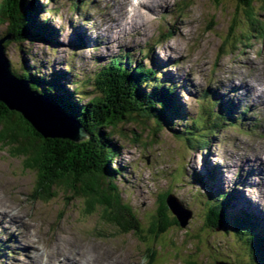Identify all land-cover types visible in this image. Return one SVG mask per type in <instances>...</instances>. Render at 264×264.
I'll return each mask as SVG.
<instances>
[{"label": "rangeland", "instance_id": "obj_1", "mask_svg": "<svg viewBox=\"0 0 264 264\" xmlns=\"http://www.w3.org/2000/svg\"><path fill=\"white\" fill-rule=\"evenodd\" d=\"M152 1L165 7L149 18L146 25L148 30L141 36L138 35L144 27H134L133 17L126 18L125 12L118 14L116 18L120 23H127H121L122 26H127V35L120 37V33L114 34L115 43L112 54L109 55L97 47L96 39H90L87 35L93 36L103 26H108L109 29L114 27L117 31L118 21L116 25L110 22L111 13L122 8L120 4L127 3V0H41L43 9L39 13V20L47 21L55 33L56 42L46 46L36 41L29 55L34 57V61L44 59L46 63L49 62L54 71H68V65L72 68L68 75L69 81L75 80L78 86H82L87 80L91 81V77L101 66L126 51L133 62L146 67L154 66L157 71L162 70L161 80L168 78L178 88L174 94L179 95L180 102L183 100L182 109L186 118L184 121H176L175 129L178 131L179 128L187 130L190 124L187 118L195 117L202 104L205 106L200 89H210L211 97L216 100L217 91L225 93L215 89L219 84L216 80L217 73L225 74L219 79L223 82L233 72L228 73L229 70L241 71L239 67L250 75L253 70L249 69V62L255 65L253 68L256 72H264V3L261 1L255 0L257 4L250 10L239 7L237 0H218L219 6L213 0ZM135 2L137 1L130 0L128 3L137 6L138 3ZM20 3L22 4L21 0ZM75 7L77 10H74ZM150 32L153 34H149ZM167 33L171 34L166 35ZM78 34L86 40L87 45L75 47L73 39ZM129 36L131 38H127ZM121 39V43L130 40L125 43L130 49L120 48L117 51L116 41ZM7 43L5 55L8 61L11 65L21 62L24 48L20 50L14 43ZM43 72L52 71L47 68ZM86 86L90 92V100L95 95L92 81ZM179 89L182 90L181 93ZM85 94L87 95L86 92ZM192 95H196L194 99ZM87 100L85 98L84 102ZM244 102L239 106L235 105L233 115L240 116L243 107L247 105L251 106L250 111L244 117H239L240 120L234 126L223 127L217 133V130L214 131V135L209 137V144L203 149L187 147L185 138L174 137V132L170 130L154 133L152 123L144 125V128L135 123L136 125L127 127L129 131L122 129L121 132L124 131L127 135L116 130L124 145L118 162L113 163L116 167L125 168L124 177L119 180L118 185L126 204L122 214L124 229L107 221L105 213L96 204L88 208L86 200L76 194L79 186L74 189L61 186L50 193H40L42 184L38 174L25 169L23 160L12 156L9 153L10 147L0 144V208L8 210L0 214V243L8 246L4 252H0V264H37L44 261L39 251L51 250L53 241H59L64 250L72 251L73 258L87 253L88 247L91 259H98L97 264H105L106 257L116 258L113 254L121 256L125 264H185L184 258L189 251L194 252L197 242L184 244L183 234L187 233L192 238L191 231L194 227L201 230L203 221L192 218L182 234L169 229L159 236L154 235L156 238L150 236L148 231L151 224L155 229L161 227L159 197L165 193H174L183 207L188 202L192 203L190 206L196 210L192 211L193 216L200 218V205L196 201L191 202L192 196L199 194L200 204H203L207 195L214 199L217 191H227V188H223L229 186L225 181L220 183L223 186L217 184L220 170L226 181L235 186L236 199L231 204L237 209L245 210L240 196L246 199L258 222L264 225V180L255 176V171L251 169L247 171L251 170L254 175L252 184L239 189L236 179L239 168L246 165L242 162L245 161L250 143L257 144L258 147L264 145V102ZM253 121L260 125V129L245 130L252 127ZM239 161L242 162L238 163ZM227 164H230L229 168L232 170L230 174ZM211 170L213 181L208 184L209 187L195 181L193 174L205 178V174ZM184 171L186 180L183 179ZM184 181L188 186L182 187ZM258 211L260 212L256 213ZM169 215L172 216L170 213ZM187 236L185 239H189ZM56 238L58 240H54ZM210 239L215 241L214 246L222 253L228 251L226 255L230 256V262L235 257H246L243 247H235L223 235H211ZM231 245L238 256L229 250ZM200 249L204 254L202 258L197 255V264H205L203 257L210 259L211 252H205L203 245ZM70 261L71 259L64 260L62 257L58 259L60 264H68Z\"/></svg>", "mask_w": 264, "mask_h": 264}, {"label": "trees", "instance_id": "obj_2", "mask_svg": "<svg viewBox=\"0 0 264 264\" xmlns=\"http://www.w3.org/2000/svg\"><path fill=\"white\" fill-rule=\"evenodd\" d=\"M25 1L27 7L22 12L19 0H0V41L10 36L14 44L21 45L24 42L28 44L24 46V57L20 59L21 68L17 71L12 68L14 70L12 73L30 82L33 90L46 96L51 104L77 122L84 129L86 139L78 143L58 142L45 147L27 141L25 136L24 139L20 136L22 134L18 133L10 115L0 104V144L8 148L12 146L14 151L10 149L9 153L13 156L25 158L28 155L32 156L30 159L32 164L28 168L39 176L42 184L40 193H50L54 188L61 186L70 189L79 186L76 194L86 200L88 208L96 204L105 213L107 221L124 229L122 214L126 204L118 185L119 180L124 177L125 168L113 164L119 158L124 145L120 142L122 139L116 130L127 135L128 133L121 130L129 131L127 127L135 123L143 128L144 125L152 123L154 133L170 130L174 132V137H184L187 147L203 149L209 144L207 139L214 135V131H218L220 124L232 120L224 109L214 110L215 105H210L206 109L202 104L199 113L189 118L191 121L188 129L185 132L176 130V121L182 120L185 115L183 107L177 103L173 94L174 87L169 81H162L161 77L159 78L162 73L153 68L154 66L146 67L127 57L112 59L91 77L95 95L89 100L90 92L86 85L90 84V80H87L85 85L78 86L75 80L68 79L72 69L68 65V71H54L49 62L32 60L29 54L36 41L51 46L55 44L56 38L53 29L39 20V13L43 9L41 0ZM213 1L220 5L218 0ZM259 1L264 3V0ZM255 4H257L255 0H237V5L244 10H250ZM2 47L5 52L8 43L5 42ZM47 68L52 72H43ZM72 85L74 88H71ZM205 95L208 96L207 93ZM85 98L88 99L86 102ZM187 131L190 133H186ZM134 132L137 131L134 129ZM6 139H9V142ZM184 175L183 179L186 180L185 171ZM193 176L198 183L207 185V181L197 174ZM184 183L188 186L185 181ZM167 194L159 197L158 213L161 217L159 219L161 227L155 229L151 224L148 231L150 236L166 233L176 224L164 202ZM234 195L235 191L229 193L219 191L215 193L214 199L207 195L203 204H200L199 194L193 195L191 202L196 201L202 207L200 210L203 217L200 220L203 221L204 227L202 226L201 230L194 227L190 239L196 241L199 248L203 245L205 252L210 250L213 262L227 261L230 257L226 255L228 251L222 253L214 246L215 241L210 239L211 235L221 232V235L230 239L235 247L239 245V248L245 249L246 257L233 258L236 262L264 264V229L244 211L233 212L230 202L235 199ZM190 205L192 203L188 202L184 207L190 209ZM228 248L233 255L236 254L237 251L232 245Z\"/></svg>", "mask_w": 264, "mask_h": 264}, {"label": "water", "instance_id": "obj_3", "mask_svg": "<svg viewBox=\"0 0 264 264\" xmlns=\"http://www.w3.org/2000/svg\"><path fill=\"white\" fill-rule=\"evenodd\" d=\"M21 2L20 9L24 11L27 3L25 0H21ZM12 40L13 38L8 37L0 41V104L10 115V119L14 126L17 127L18 133L23 135L20 136L22 138L25 136L28 139L27 141L34 142L42 147L47 145L53 146L58 142L68 141L78 143L84 141L86 139V133L77 122L71 117H68L55 105L51 104L46 96L33 90L30 82L26 80L23 82L14 72L12 73V71L16 70V67L11 65V62L8 61L3 53L2 47L3 43ZM6 141L9 142V139H6ZM9 147L13 152L12 146ZM14 157L21 158L24 168L30 169L28 166L32 164L30 162L32 156L30 157L28 155L27 158H25L15 155ZM165 205L169 213L175 219L176 224L171 226V229L175 232L179 231V233L182 234V232H185V228L191 220V212L185 210L181 202L172 194L166 197ZM186 236L187 233H184L182 238L183 242H185L184 244L193 242V239H190L188 236L189 239H185ZM196 246L194 245V252L193 250L189 251V254L184 258L185 264H197V255H200L202 258L204 253ZM203 259L205 264L206 262L210 264L209 261L213 262L211 258L207 259V257H203ZM213 263L236 264L222 261Z\"/></svg>", "mask_w": 264, "mask_h": 264}, {"label": "bare ground", "instance_id": "obj_4", "mask_svg": "<svg viewBox=\"0 0 264 264\" xmlns=\"http://www.w3.org/2000/svg\"><path fill=\"white\" fill-rule=\"evenodd\" d=\"M136 1L138 3L137 6L130 5L128 3V2H130V0H127V3L125 2L124 4H120V6L122 8H119L118 10H116L115 13H111L110 22L112 21V24L116 25V23L118 21L117 31L115 30L114 27L112 29H109L108 26H107V28L105 26H103V29H101V31H95L93 36L91 34L87 35L88 38H90V39H96L97 43L100 45L99 48L102 49L105 54H109V55L112 54L111 50H112L114 43H115L113 38H116L114 36V34H116L118 32V33H120V37H125L127 35V33H126L127 32L126 31L127 26H122V25H126L127 23L121 22L122 23V25H121L120 20H118V18H116L120 12H125V17L128 19L133 17L132 25L134 27H144V29L142 28L141 33L138 35V36H141L144 32H146L148 30L146 25L149 22V18H151L159 9L165 7L164 5L158 4L157 1H152V0H136ZM160 1L166 2V0H160ZM26 7H27V5H26ZM26 7L24 8V10L26 9ZM182 17H183V15H182ZM119 18H120V15H119ZM193 27L194 26H192V28ZM176 29H178V27ZM172 32H173V29L171 30V33ZM149 34H153V33L150 32ZM138 36H136V37H138ZM177 40H179V39H177ZM128 41H130V40H128ZM128 41H126L125 43H127ZM125 45L128 46L127 44H125ZM253 66L255 67L254 64H253ZM95 73H97V72H95ZM224 76H225L224 73H217L216 80L219 81L220 85L215 86L216 87L215 89H218L221 92H225V93H221L224 97V100L228 99V95H229L232 98L234 96L238 100V103H240L243 100L250 102V103H254V104L257 103L259 100H262V103L264 102V72H263V70L258 71L254 77L246 75L242 71H233L231 73V75L227 77L226 81H224V82L220 81L219 79L223 78ZM24 81L25 80H23V82ZM171 86H175V85H171ZM220 87H221V89H220ZM194 90L196 91L195 87H194ZM194 96H196V95H192L193 99H194ZM180 104L183 105L184 103L180 102ZM184 120H186V118L182 119V121H184ZM261 121H262V118H261ZM243 124H245V123H243ZM185 129L186 128H184V129L179 128V131L185 132L186 131ZM212 139H214V138H212ZM244 160L245 161H243V162L242 161L238 162V163H241V162L246 163V165L243 166L242 168H239L240 172H239L237 177H242L245 175L246 172H250L252 170V171H255V174H256L255 176H257L259 178L261 177L264 180V145L262 147H258L257 144L250 143L249 151L245 155ZM236 165H239V164H236ZM229 167H230V164L228 165V169H229L228 173L230 174V173H232V170ZM235 167H237V166H235ZM248 169H251V170L247 171ZM192 171H194V170H192ZM224 176L225 175L222 173V171L218 172L217 184L221 185L220 183L225 181L227 184H229V186H226L223 188H231L230 183L226 181ZM255 182L258 183V180H255ZM239 183L242 186L245 185L242 183V178L239 179ZM221 186H223V185H221ZM255 187L257 188L258 186L255 184ZM244 200H246V199H244ZM240 201L245 206L241 196H240ZM0 204H1V201H0ZM6 210H7V208H0V214L5 213ZM234 210H236L235 212L242 211L241 209H237V208ZM54 240H58V239L56 238ZM104 251H105V249H103V253H104ZM11 253H13V252H11ZM113 255L116 258L112 259V257H106L105 264H125L123 259L121 258V256H118L117 254H113ZM40 256H41L42 260H43V258L45 260L40 261L37 264H60L58 262V259H60L61 257L64 260L71 259V261L68 264H97V261H98V259L97 260L91 259V256L89 255V252H88V247H87V253H81L79 256H76L73 258V256H74L73 252L70 251L69 249L64 250L63 247L59 244V241H53L51 250H49V251L43 250L41 252ZM32 261L34 262V260H32Z\"/></svg>", "mask_w": 264, "mask_h": 264}]
</instances>
